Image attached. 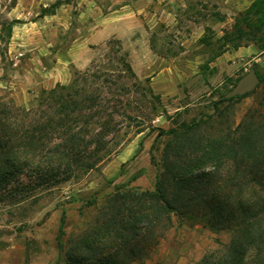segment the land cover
Wrapping results in <instances>:
<instances>
[{
	"label": "rangeland",
	"instance_id": "rangeland-1",
	"mask_svg": "<svg viewBox=\"0 0 264 264\" xmlns=\"http://www.w3.org/2000/svg\"><path fill=\"white\" fill-rule=\"evenodd\" d=\"M55 2L0 0V99L33 108L44 91L78 76L79 96L100 99L87 130H99L101 119L112 120L114 130L107 148L89 158L92 167L50 183L26 171L0 189V264H65L62 216V239H75L99 222L105 195L153 190L169 141L162 129L213 114L187 141L200 156L210 138L229 143L264 124V82L228 96L251 69L264 74V49L255 42L222 44L244 9L225 0H63L54 13H42ZM13 20L9 38L3 26ZM232 156L220 177L233 180L235 200L256 198L258 188L241 184L258 175L242 174L234 165L241 156ZM238 235L174 216L150 255L131 264H197L208 253L222 256Z\"/></svg>",
	"mask_w": 264,
	"mask_h": 264
},
{
	"label": "trees",
	"instance_id": "trees-1",
	"mask_svg": "<svg viewBox=\"0 0 264 264\" xmlns=\"http://www.w3.org/2000/svg\"><path fill=\"white\" fill-rule=\"evenodd\" d=\"M62 1L56 0L42 13H54ZM16 21L3 26L9 38ZM222 40L224 46L231 44L235 48L253 41L264 49V0H253L241 11L235 17L233 30H226ZM258 74L260 82H264V74ZM76 82L78 76L69 85L58 84L44 91L37 106L29 109L0 99V189L20 179L26 171L41 183L68 179L76 167H92L95 162L89 163V158L107 148L105 138L114 130L112 120L101 119L99 130H87L91 119L100 115L93 110L100 105V99L80 97ZM223 101H216L214 109ZM213 117L210 114L190 124L161 130L169 135V141L157 162L153 190L139 191L133 186L122 194L117 190L105 195L103 201L107 204L100 206L99 222L67 241L62 239L64 214L58 237L64 263L131 264L139 254L150 255L163 229L171 226L177 216L183 221H202L214 231L239 233L222 256L208 253L197 264H264V124L258 129L247 128L229 143L226 137L219 141L210 138L202 155L195 156L188 144L192 142L191 133ZM184 148L186 158L179 161ZM238 155L241 160H235L234 165L241 166V173L260 175L241 184V189L258 188L259 194L251 200L243 194L235 200L230 188L233 180L220 177L224 160Z\"/></svg>",
	"mask_w": 264,
	"mask_h": 264
},
{
	"label": "water",
	"instance_id": "water-1",
	"mask_svg": "<svg viewBox=\"0 0 264 264\" xmlns=\"http://www.w3.org/2000/svg\"><path fill=\"white\" fill-rule=\"evenodd\" d=\"M261 79L256 69H251L241 80L237 83V85L233 88V90L228 94V96L244 94L256 88V86L260 83Z\"/></svg>",
	"mask_w": 264,
	"mask_h": 264
},
{
	"label": "crops",
	"instance_id": "crops-1",
	"mask_svg": "<svg viewBox=\"0 0 264 264\" xmlns=\"http://www.w3.org/2000/svg\"><path fill=\"white\" fill-rule=\"evenodd\" d=\"M253 0H225L226 3L233 4L236 9L241 10L247 8ZM243 3V4H242ZM33 72V71H30Z\"/></svg>",
	"mask_w": 264,
	"mask_h": 264
}]
</instances>
